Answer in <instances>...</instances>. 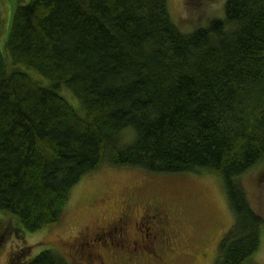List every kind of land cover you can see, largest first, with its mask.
Here are the masks:
<instances>
[{"label": "trees", "instance_id": "1", "mask_svg": "<svg viewBox=\"0 0 264 264\" xmlns=\"http://www.w3.org/2000/svg\"><path fill=\"white\" fill-rule=\"evenodd\" d=\"M1 10L0 209L33 232L60 221L72 188L104 164L212 172L234 223L211 264H245L264 241L242 181L264 163V0H225L189 32L169 0H20L3 43ZM28 248L11 264H73Z\"/></svg>", "mask_w": 264, "mask_h": 264}, {"label": "rangeland", "instance_id": "2", "mask_svg": "<svg viewBox=\"0 0 264 264\" xmlns=\"http://www.w3.org/2000/svg\"><path fill=\"white\" fill-rule=\"evenodd\" d=\"M7 1L11 4L10 9L0 0V9L2 6L5 17L1 43L9 32L12 10L20 0ZM26 1L28 0H21V3ZM201 1L193 8L188 0H169L174 20L183 28H192L184 31H193L198 26L207 25L211 17L214 18L217 14L224 15L225 0ZM45 79V83L39 82L48 85L49 80ZM62 92L79 112L78 98L67 88H63ZM79 113L84 114V111ZM122 136L127 140L132 133L127 131ZM242 181L251 203L264 215V163L245 174ZM124 199H130L137 210L146 200H158L175 216L181 231L194 246L192 253L173 260L175 264L214 263L220 254L221 241L234 223L224 183L212 172L155 173L140 167L104 164L82 176L70 191L61 220L43 229L26 232L15 215L0 209V264H11L9 255L12 253L14 256L17 250H24L26 246H29L27 255L30 256L50 248L73 264L92 263V258L80 249L79 233L85 227L89 231L88 228L94 229L101 222L110 219L115 211L120 210L117 206ZM14 227H21L22 231H16ZM261 246L245 264H264V241ZM85 250L90 254V249ZM18 253L17 260L25 252ZM107 261L108 264H124L109 257ZM94 263L97 264L98 261H93L92 264Z\"/></svg>", "mask_w": 264, "mask_h": 264}, {"label": "flooded vegetation", "instance_id": "3", "mask_svg": "<svg viewBox=\"0 0 264 264\" xmlns=\"http://www.w3.org/2000/svg\"><path fill=\"white\" fill-rule=\"evenodd\" d=\"M117 207L120 210L110 219L79 233L80 249L92 263L108 264L109 257L124 264H175L173 260L191 253L175 216L162 202L146 200L137 210L130 199H124Z\"/></svg>", "mask_w": 264, "mask_h": 264}]
</instances>
